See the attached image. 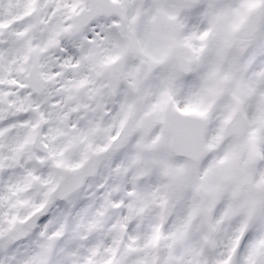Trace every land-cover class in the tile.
I'll list each match as a JSON object with an SVG mask.
<instances>
[{
	"label": "snow or ice",
	"instance_id": "obj_1",
	"mask_svg": "<svg viewBox=\"0 0 264 264\" xmlns=\"http://www.w3.org/2000/svg\"><path fill=\"white\" fill-rule=\"evenodd\" d=\"M0 264H264V0H0Z\"/></svg>",
	"mask_w": 264,
	"mask_h": 264
}]
</instances>
